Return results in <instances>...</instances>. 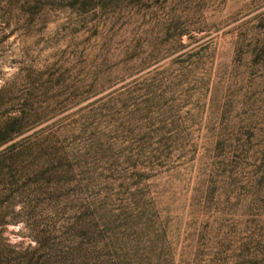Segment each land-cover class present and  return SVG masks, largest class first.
Listing matches in <instances>:
<instances>
[{
  "label": "rangeland",
  "instance_id": "1",
  "mask_svg": "<svg viewBox=\"0 0 264 264\" xmlns=\"http://www.w3.org/2000/svg\"><path fill=\"white\" fill-rule=\"evenodd\" d=\"M11 7L0 264H264V0Z\"/></svg>",
  "mask_w": 264,
  "mask_h": 264
},
{
  "label": "trees",
  "instance_id": "2",
  "mask_svg": "<svg viewBox=\"0 0 264 264\" xmlns=\"http://www.w3.org/2000/svg\"><path fill=\"white\" fill-rule=\"evenodd\" d=\"M13 1L14 0H2V2L5 3L6 5L4 8L0 9V12H2V15H3L2 17H0V36L3 37L0 40V52H1V49L3 47L2 45L5 41L4 35L8 31V29L12 26L10 20H6L5 16L12 12L11 6L13 4ZM3 9H5L7 11H3Z\"/></svg>",
  "mask_w": 264,
  "mask_h": 264
}]
</instances>
